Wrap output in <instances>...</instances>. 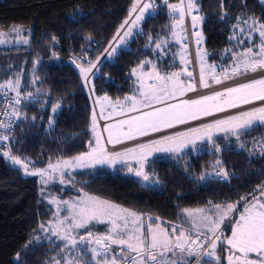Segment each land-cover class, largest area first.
Returning <instances> with one entry per match:
<instances>
[{"label": "trees", "instance_id": "obj_1", "mask_svg": "<svg viewBox=\"0 0 264 264\" xmlns=\"http://www.w3.org/2000/svg\"><path fill=\"white\" fill-rule=\"evenodd\" d=\"M131 3L132 0H0V28L20 26L30 36L27 47L0 49V81L19 76V93L23 95L21 116L6 151L10 148L12 155L25 160L31 168L79 155L93 141L91 121L97 106L95 109L92 97L99 99L105 94L115 102L136 95L140 82L131 69L141 61L154 62L161 72L180 67L176 56L179 45L174 43L176 38L168 22L170 13L159 0L156 15L142 23L143 34L134 35L130 49L120 51L114 62L99 63V72L95 76L91 73L85 86L80 72L70 64V47L77 49L78 34L95 38L100 45L91 60L97 61L127 16ZM197 3L204 17L200 31L208 55L206 66L213 70L217 65L231 67L233 55L226 50L237 52L241 42L246 43L240 35L235 36L233 26L250 17L264 23V1L197 0ZM149 34L166 40L167 45L155 48V43L148 41ZM233 36L236 38L230 39ZM150 63L145 64V72ZM182 79L186 84L184 74ZM28 93L32 95L25 99ZM57 104L59 107L53 112ZM213 138L221 152L209 151L210 145L197 141L195 150L192 145L178 154L161 152L150 158L144 170L159 180L158 184H143L130 173L94 165L73 170L67 176V185H52L49 190L65 198L85 192L145 214L152 222H182L187 207L236 201L264 181V157L258 151L264 140V127L257 126L241 138L244 149L238 147L234 137L225 139L218 134ZM249 149L255 153L251 157ZM217 159L231 174L230 179L221 180L212 174L204 181L197 180L202 173L219 171L213 168ZM51 216V207L41 200L38 177L26 175L0 153V264L50 262L58 254L61 241L52 236L54 243H50L46 237L51 235L41 232L38 226L42 223L47 226ZM87 227L104 229L99 223ZM227 231L228 228L225 234ZM79 232L85 234L84 229ZM35 237L41 239L36 241ZM30 240L32 244L25 248ZM17 252L21 253L19 261L15 259ZM86 258L90 259V254Z\"/></svg>", "mask_w": 264, "mask_h": 264}, {"label": "snow or ice", "instance_id": "obj_2", "mask_svg": "<svg viewBox=\"0 0 264 264\" xmlns=\"http://www.w3.org/2000/svg\"><path fill=\"white\" fill-rule=\"evenodd\" d=\"M162 3L167 5L170 14H179L178 18L175 15L172 16L173 23L171 24L172 35L178 41L181 37L175 30L177 28L183 29L186 15L191 16L193 28L204 19L199 15H192L194 9L199 10L197 0H180L178 4H170L168 0H162ZM157 7L156 0H148L145 3H142V0H133L128 17L112 36L108 42V47L97 56V63H103L102 58L114 57L118 49L127 44V38L138 34L134 30H139V34H143L142 29H140L141 22L153 16L157 12ZM133 13H136L135 19H131ZM223 18L221 17V19ZM237 20L240 21V17H237ZM242 24L248 26L249 39H251L252 32L259 33L260 43L245 48L239 54L232 49H227L226 51L232 52L235 61L234 66L230 69L231 74L229 75V69H222V76L216 75L213 71L211 79L214 83L221 84L224 80H230L241 75L247 77L249 73H260L258 78H247L243 82L236 83L234 86H227L222 91H214L210 95H200L194 99H182L178 103H167L168 100L183 96L186 92L196 91L194 81L185 84L180 78L181 72L161 75L155 65H153V71L150 73L138 71V69L143 68L144 64L150 63V61H141L140 65L131 69V74L137 76L140 82L141 99L138 100L135 96H126L124 101H131V104L127 105L119 100L112 102L105 96L102 100L97 99L96 103L101 107L102 118H106L103 117L104 103L110 104L113 112L119 108L121 115L126 112L137 113L119 120L115 124L104 126V131L108 133L107 144L114 146L123 144L125 140L135 141L138 137H147L150 133H163L165 129H173L178 124L187 125L189 121H199L201 117L213 116L214 113L224 112L227 108L237 109L241 105H252L253 101H260L259 107L253 106L247 110H240L235 115L213 119L210 123H201L195 127L189 126L185 131L164 134L158 139L136 143L132 147H123L121 150H109L102 143V137L96 134V114L93 111L91 131L96 134L95 146L90 142L89 151L73 157L72 160L75 161V164L69 160H64L62 164L53 165L49 163L48 169L55 172L61 167L94 166L96 164L115 165L121 162L126 163L131 158L136 160L139 167L134 170L129 166V172L134 171L137 177L148 184H158L159 180H154L144 170L148 157L153 152L178 154L189 144L193 145L195 150L198 140L210 145L209 151L215 149L217 153L221 152L220 145L213 138L214 131L225 133V139L234 136L238 142V147L244 149L245 144L241 137L257 126L264 127V23L250 17L249 20L242 21ZM233 27H240V23ZM121 29L125 30L121 33ZM11 31L18 36L20 26H14ZM4 35L6 34L0 32V36ZM193 35L197 37L196 43L200 44L201 33L195 32ZM235 38V36L230 37V39ZM86 39L91 41L90 36ZM148 41L155 43L157 49L167 45L166 40L154 38L151 34L148 35ZM0 43H3V40H0ZM25 43H27L26 40ZM181 48L186 49L187 45L182 44ZM254 49L258 50L254 51ZM205 55L207 54H202L201 50L197 49V60L200 63L199 86L201 88L209 87L204 67ZM189 62L186 56L181 54V63L186 65ZM73 63L76 61L74 60ZM97 63L89 60L87 66L77 64L81 77L85 81V86L88 83V74L92 73L95 76L99 72ZM241 69H243V73H241ZM183 71L187 76H192V73L188 72L186 68ZM145 79L154 82L146 84ZM18 86L19 80H16L15 84L12 80H8L6 84H0V88L8 87L14 91ZM19 95L20 93L17 92V97L8 103L10 105L20 104ZM31 95L28 93L25 99ZM157 104L163 106L155 107L154 105ZM58 107V104L54 105L53 112ZM141 108L148 110L140 111ZM3 115L19 118L21 113L18 108L12 106L11 111L5 109ZM15 123L16 121L11 119L0 121V129L6 130L0 131V141H9L12 138ZM51 123L53 121L50 118L49 124ZM4 146L7 147V145ZM248 151L250 157L255 154L251 149ZM258 151L264 157V140L260 142ZM3 156L11 159L15 165L21 166L27 174L41 177L49 174L48 169H36L34 172H28L29 164L20 157L12 155L10 148L9 151L3 152ZM213 168L219 169L215 173L216 177L225 181L230 179L231 174L225 170L221 160L217 159ZM211 175V173L205 172L196 179L204 181ZM85 197L79 204H69L72 216L71 224L67 229L62 226L68 217L58 221L61 227L46 228L43 223L38 226L41 232L48 233L50 231L52 236L61 241V244L58 245V254L46 264H213V262L221 264L222 257L217 251L218 242L222 235L219 230L226 220H230L233 213H238V218L230 221L231 236L226 238L229 248L225 249L229 253L227 264H264V181L257 184L252 192L240 195L236 201L216 204L209 202L211 204L210 212L203 209L195 211L184 209L183 212L188 220L182 221L180 224H173L171 232L161 227L160 224L153 227L151 223L145 232L140 223L141 217L137 213L99 197L88 196L87 194ZM64 203L68 204L67 201ZM240 207L243 208V211H240ZM105 218L111 221V227L106 234L94 236L91 231H88L87 226L91 221L103 223ZM149 219L152 218L149 217ZM155 219L159 220L160 218L156 217ZM118 220L123 221V223L118 224ZM130 224L132 227L129 230ZM73 229H84L86 235H79L78 233L73 235ZM193 233H195V238ZM52 236L46 237L50 243H54ZM34 239L39 241L41 238L35 237ZM30 244H32L31 240L24 247L28 248ZM113 244L123 247L118 254L110 255V253L115 252L111 248ZM86 254H90V259L86 258ZM250 254H255V257L253 258ZM20 258L21 253L17 252L15 259L19 261Z\"/></svg>", "mask_w": 264, "mask_h": 264}, {"label": "rangeland", "instance_id": "obj_3", "mask_svg": "<svg viewBox=\"0 0 264 264\" xmlns=\"http://www.w3.org/2000/svg\"><path fill=\"white\" fill-rule=\"evenodd\" d=\"M247 20H249V19H247ZM12 28H8V29H1L0 28V32H3V33L6 34L4 36H0V40H3V43H0V49L10 48V47H20V46L27 47L30 44V36H29L28 31L26 29H24L23 27H20V33L17 36L15 32H12L11 31ZM247 28H248V26L247 25H243L242 23H240V27H236L235 36L240 35L239 36L240 39L241 40H245V42H246V43H244V42H241L240 41L242 46H239L237 48V52H236L237 54L242 53L245 50V48H247L249 46H252L253 44H257L258 45L260 43V39L261 38L259 36V33L258 32H252L251 33V39H249L248 38V34H247ZM242 29H243V31H242ZM25 40L27 41V43H25ZM174 43L177 45V39L174 41ZM256 50H258V49H254V51H256ZM179 54H180V51H178V49H177V51H176L177 63L180 64V67L177 66L176 68H174L172 70H169V72H161L156 67V69L159 71V73L161 75H166V74H168L170 72H181V77L180 78L182 79V76H183V68L181 66V56ZM234 63H235V61L233 60L232 61V64L230 66L231 67L234 66ZM153 65H155V63L154 62H151L150 65H149V67L147 68L148 69L147 72H145V71L144 72L145 73L152 72L153 71ZM211 70H212V72L214 71L213 69H211ZM8 80H12L13 83L15 84V81L16 80H19V82H20V77L18 76L16 78H8L6 81H0V82H3V83L6 84V82ZM151 81H153V80H151ZM19 88H20V84L16 88L15 91L16 92L17 91L19 92ZM6 89H10V88L7 87ZM139 89H140V84H139ZM220 91H222V90H220ZM137 92L138 93H136V95H127V96H135L139 100V99H141L140 92H139V90ZM210 94L211 93H207L205 95H210ZM181 97L182 96H177L175 99L168 100L167 103H178L180 100L185 99V98H182L181 99ZM195 98H198V97H195ZM186 99H188V98H186ZM120 101L123 102V103H125V104H127V105H130L131 104V101L125 102L124 99L123 100H120ZM96 105H97V115H99L98 117H101V119H103L102 116H101V107L98 104H96ZM154 106L155 107H162L163 105L157 104V105H154ZM103 107H104L103 117H106V116L111 117L114 114H119V112H120V109L119 108H117L116 111L113 112V108L108 103H104ZM230 109L231 108H228V109H225V110H230ZM147 110L148 109H144V108H141L140 109V111H147ZM136 114L137 113H134V112L126 113V115H123L122 117H118V118H116V119H114L112 121L106 122L102 126V128H104L105 125L115 124L119 120L126 119L128 116L136 115ZM233 115H235V114H233ZM98 117H96V122H97V131H96V134H98V135H100L102 137V143H104V145H105V140L107 141V139H108V133L105 132L104 129L102 131L101 123H103V122L101 120H100L101 123L98 122ZM223 118H225V117H223ZM210 122H212V121H210ZM210 122H206V123H210ZM197 126H199V125H197ZM96 134H94L91 131V139L93 140L92 141V145L93 146H95V135ZM218 134H223V136L225 137V133H223V132H215V131H214L213 136L214 135H218ZM231 137H234V136H229V138H231ZM243 137H245V135L242 136L241 138H243ZM188 146H192V145L189 144ZM89 150L90 149H89V146H88L87 149L85 151H83V152H87ZM163 153H166V152H163ZM158 154H161V152H153L152 155L148 157V161H150V158H152L153 156L158 155ZM73 157H75V156H73ZM73 157L63 158V159H60V160L51 162V164H53V165L58 164V163H61L62 164V162L64 160H69L70 162H72V164H75V161L72 160ZM48 165H46V166H44L42 168H31L29 166L28 167V172H34V171H36V169H48ZM96 165H98V166H108L111 169H118L119 171H123L124 173H127V174L130 173L133 176H135L141 183L148 184V183L142 181V179L140 177H137L135 175V172L134 171L133 172H129L128 171V167L129 166H131L134 170L139 167V165L137 164V162H136L135 159L129 158L126 163L121 162V163H117L115 165H108V164H96ZM16 166H19V165H16ZM19 167H21V166H19ZM82 167H88V166L61 167V168H59L55 172H53L51 169H48V173L49 174L45 175L44 177H41L39 175H36L38 177L39 184H40V197H41V200L46 205L50 206L51 209H52V216H51V219L49 220V222L47 223V226L45 225L46 228H51L53 226L61 227L58 224V221L64 220L65 217H68V219L65 220V222H64V224H63L62 227L64 229H67V227L71 224L72 210L69 208V204H79V202L82 199H85L86 198L85 197V194H87V193L83 192L82 194H80L78 196L71 197V198H68V197L65 198V197L59 196V195H57L55 193H52L49 190V187L52 186V185L64 187L65 185H67V176L70 175V172H72L73 170H76V169H82ZM90 167H93V166H90ZM22 170H23V172L26 175H31V174H27L23 168H22ZM208 173H211V174H214L215 175L216 171H210ZM87 195L88 196H92L90 194H87ZM100 199H102V198H100ZM102 200H104V199H102ZM64 201H67L68 204H65ZM107 201H109V200H107ZM109 202H111V201H109ZM111 203L114 204L113 202H111ZM114 205H116V204H114ZM118 206H120V205H118ZM120 207L121 208H125V207H122V206H120ZM186 209H190V210H193V211H195L197 209H203L206 212H210L211 211V204H209V206L187 207ZM241 211H243V208L241 209ZM138 215L141 217L140 223L143 226L142 230L146 232L147 226L151 223L150 222L151 219H149V217L147 215H145V214H138ZM184 215H185V217H187L185 213H184ZM234 218H238V213H233L232 214V217L230 218V220H226L225 221V224L222 225V227L220 228L221 231L219 230L221 233H224L223 230H226L227 228H230L228 235L227 234H225L223 236L221 235V240L218 242V243H220L219 247L222 249V251H220V253H219L220 256L222 257L221 264H223V263H226L227 264V256L229 255V253L227 251H225V249L229 248V245H227V243H226V238L231 236V222L230 221L232 219H234ZM96 223H99V222H96V221H91L90 222V224H96ZM117 223L118 224H122L123 221L118 220ZM99 224H101L102 226H104V229H99L98 228L96 230H88V231H91L94 236H98V235L106 234L108 232V229L111 227V221L108 218H105L104 219V222L103 223H99ZM151 224L153 225V227H155V225L158 224V223H151ZM172 225L173 224H170L169 227H167V228L170 229V231H172V228H171ZM131 227H132V225L130 224L129 225V230L131 229ZM80 230H82V229H73V235H76L77 233L79 235H86V232H85V234H83V233L79 232ZM48 233H49V235L52 236V234H51L50 231ZM193 235H194V233H193ZM77 238H78V236H77ZM93 246H95V245H93ZM122 247L123 246L115 245V244L111 245V248L114 249L115 252L114 253H110V255L111 254L119 253L121 251V248ZM223 253H224V257H223ZM250 256H252L254 258L255 257V254H250ZM213 264H215V262H213Z\"/></svg>", "mask_w": 264, "mask_h": 264}, {"label": "built area", "instance_id": "obj_4", "mask_svg": "<svg viewBox=\"0 0 264 264\" xmlns=\"http://www.w3.org/2000/svg\"><path fill=\"white\" fill-rule=\"evenodd\" d=\"M158 1L159 0H156V4L158 3ZM261 1H264V0H261ZM145 2H148V0H142V3H145ZM179 2H180V0H172L170 4H178ZM132 3H133V0H132ZM132 3L130 5V7L128 8L127 13L129 12V9L131 8ZM198 9H199V6H198ZM76 12L78 14H80L79 8H76ZM135 15H136V13H133L131 19H135ZM155 15H156V13L153 16H155ZM173 15H175L177 18L179 16L178 13L169 14V16H168V22H169L170 26L173 23V19H172V16ZM192 15H199V16H201L200 10L197 11V9H194ZM153 16H151V17H153ZM126 17H128V14H127ZM125 18L122 20L121 23H123V21L125 20ZM143 22H141L140 29H142V23ZM201 25H202V21L200 23H198L195 28H193L192 27L191 16H187L186 15L185 16V19H184L183 29L177 28L175 30L180 35V37H181V39L179 41L177 40V44L179 45L180 56H181V54H184L186 56V58L190 61L186 65L185 64H182L183 70L186 68L188 72H191L192 73V76L189 77L183 71L184 79L186 81V84L189 83L190 81H194L195 87H196V91H201V95H205L207 93H212L214 91L223 90L227 86H234L236 83L243 82L244 80H241V81H238L236 83H229V84L224 85V86L216 87L215 89H207V90H205L204 88H201L199 86L200 63L197 60V49L199 48L201 50V53L202 54L203 53H206L207 54V52L203 48L204 35L200 31ZM124 30L125 29H121V33ZM116 31H115V33H116ZM134 31H136L139 34V30H134ZM195 32L201 33L202 40H201V43L200 44H197L196 43L197 37L195 35H193V33H195ZM133 37L134 36L127 38V44L124 45V46H121L118 49V52H117L116 55H118L120 51L129 50L130 49L129 42L133 39ZM77 38L80 39V42H79V44L77 46V49H74L73 47H70L71 52H72V57L69 59V61H70L71 66L77 72L78 71L80 72L79 68L77 67V64H83V65L87 66L88 61L91 60V55L97 51V49H98V47L100 45V41L96 40L93 37H91V41H90V40L86 39V37H84L82 34H78ZM182 44L187 45V48L186 49H182L181 48V45ZM106 47H108V44L106 45ZM113 58L114 57L107 58V59L102 58V59L103 60H107L108 62L112 63V62H114V59ZM207 58H208V55H205L204 56V67H205L206 79H207V81L209 83V86H210L211 84L214 85L216 83H214L212 81V79H211V74H212L211 68H209L208 66H206V63L205 62H206ZM74 60L76 61V63H73ZM91 61L93 63H97V61H95V62L93 60H91ZM98 64L99 63H97V66H98ZM138 65H140V63ZM144 66H145V64H144ZM144 66H143V68H144ZM143 68L138 69V71L144 72V69ZM222 69H225V67L224 66H221V65H217L215 67V69H214L216 75L222 76L223 75ZM226 69H229V75H230L231 74V72H230L231 67L226 68ZM93 71H95V69H93ZM241 73H243V69H241ZM90 74L91 73L88 74V78L90 77ZM254 77L258 78L259 76H254ZM145 82H146V84L153 83V81H151L149 79H145ZM88 90H90L89 87H88ZM203 90H205V91H203ZM190 93L193 94V92H186L181 97V99L182 98H185V99L186 98H188V99L189 98H195L194 95L193 96H190V97H185L187 94H190ZM105 96L106 95L103 94L102 97L99 98V99L102 100V98L105 97ZM14 97H17V92H12L11 90L6 89V88H1L0 89V121H8L10 119L16 121V123L13 125L12 138H13V135L15 133L16 125H17V122H18V119L19 118L15 117V116H8V117H6V116L3 115V111L5 109H7L10 112L12 106H15L16 108L20 109V107L22 105V101H23V95L21 93L19 95V99L21 101L20 104L10 105L8 103V101L12 100ZM96 101H97V99H94L92 97V104H93V106H95V109H96V106H97L96 105L97 104ZM260 105H261V102L260 101H253L252 102V105H241L240 109H238V110L235 109L233 111H229L228 110V113L227 114H224L225 113L224 112L223 115H221V116H217L216 117L214 115L216 113H214L213 116H210V117H201L199 121H189L187 125H179V124L178 125H175V127L173 129H165L163 133H150L147 137H138L137 140H135V141H129V140L126 141L125 140V143L121 144V146L118 147V148H116V149H113L110 145L107 144L106 141H105V146L109 150H121L123 147H132L136 143H145V142H148L151 139H158V138H160L161 135H164V134H172L173 132H176V131H184L189 126L195 127V126H197V125H199L201 123H206V122L212 121L213 119L223 118V117H226L228 115L237 114L240 110H247L248 108L253 107V106L259 107ZM96 114H97V109H96ZM0 131H6V130L5 129H0ZM12 138H10L9 141H0V153H3V152H5L7 150V148L9 146L10 141L12 140ZM4 145H7V147H5ZM220 231H221V229H220ZM223 232L224 233H222V236L225 235L226 230H223ZM193 236L195 238V233H194Z\"/></svg>", "mask_w": 264, "mask_h": 264}, {"label": "bare ground", "instance_id": "obj_5", "mask_svg": "<svg viewBox=\"0 0 264 264\" xmlns=\"http://www.w3.org/2000/svg\"><path fill=\"white\" fill-rule=\"evenodd\" d=\"M260 75V73H256V74H252V73H249L248 74V76L247 77H245V76H243V75H241V76H238V77H235V78H233V79H230V80H224L221 84H211L208 88H204L205 90H207V89H215L216 87H219V86H224V85H227V84H229V83H236V82H238V81H241V80H246L247 78H252V77H254V76H259ZM205 90H203V91H205ZM195 96V97H199L200 95H201V91H195V92H193V94H187L185 97H190V96ZM238 109H240V107L239 108H237L236 110H238ZM233 110H235V109H230L229 111H233ZM225 112V113H224ZM224 112H221V113H216V114H214L216 117L217 116H221V115H223V113L224 114H227L228 113V110H225ZM100 122V121H99ZM101 124H103V123H101ZM123 143H125V141L123 142ZM108 145H110L113 149H116V148H118V147H120L121 145H111V144H108Z\"/></svg>", "mask_w": 264, "mask_h": 264}, {"label": "crops", "instance_id": "obj_6", "mask_svg": "<svg viewBox=\"0 0 264 264\" xmlns=\"http://www.w3.org/2000/svg\"><path fill=\"white\" fill-rule=\"evenodd\" d=\"M0 84H5V83H3V82H0ZM4 88H7V87H4ZM9 90H12V89H9ZM13 91V90H12ZM14 92H16V91H14ZM18 92V91H17ZM126 113H130V112H126ZM126 113L124 114V115H126ZM99 115H97L96 114V117H98ZM123 115H120V114H114L113 116H111V117H109V116H106V118H103V119H101V117H98V122L101 120L102 122H103V124H101V128H102V126L106 123V122H108V121H112V120H114V119H116V118H118V117H122ZM101 123V122H100ZM100 125V124H99ZM103 129L104 128H102V131H103ZM106 141V140H105ZM107 142V141H106ZM239 207V206H238ZM241 209H242V207H240V211H241ZM185 216V215H184ZM187 217H185V220L184 221H187ZM150 222L151 223H158V224H160L163 228H166L169 232H171L170 231V229L169 228H167V227H169V223H163L162 221H151L150 220ZM181 222H176V223H174V224H180ZM225 224V222L222 224V225H224ZM227 224V223H226ZM222 225H221V227H222ZM185 226H188V225H185ZM172 228V227H171ZM229 230H230V228H228V231H227V235H228V233H229ZM218 245H220V243H218ZM221 249V248H220ZM217 251H218V253H220V251H222V249L219 251V249H217ZM116 254H118V253H116ZM223 257H224V253H223ZM223 264H226V263H223Z\"/></svg>", "mask_w": 264, "mask_h": 264}]
</instances>
